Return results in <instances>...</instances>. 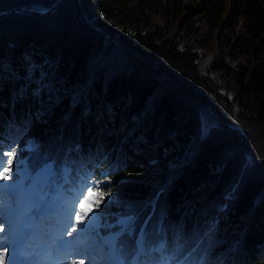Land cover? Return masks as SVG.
Listing matches in <instances>:
<instances>
[{"label":"trees","instance_id":"trees-1","mask_svg":"<svg viewBox=\"0 0 264 264\" xmlns=\"http://www.w3.org/2000/svg\"><path fill=\"white\" fill-rule=\"evenodd\" d=\"M11 152L19 226L55 197L72 257L91 189L123 264H264V0H0Z\"/></svg>","mask_w":264,"mask_h":264},{"label":"rangeland","instance_id":"rangeland-1","mask_svg":"<svg viewBox=\"0 0 264 264\" xmlns=\"http://www.w3.org/2000/svg\"><path fill=\"white\" fill-rule=\"evenodd\" d=\"M195 24L196 28L201 32L203 28H205V24L202 21L196 20ZM198 52L201 55L205 54V50L202 49H198ZM31 149H33V147H31ZM22 157V155L15 153L14 158H9V160L11 159L12 161L11 165H8V168L10 167L9 179L0 181V227L3 228V231H0V251H6L7 253L3 264H15L16 260L23 262V264H81V261L83 264H122L120 258L116 257L113 252H109L105 248L106 241H110L111 244L115 242L116 238H105L96 233V229L106 226L109 229L111 227L110 224L104 226L100 223L103 220L101 207L95 208L83 224H79L75 219H71V223L74 225L73 228H75L76 231H72V228L68 231V234L71 233V237L74 239L73 241L80 246V248L77 246L73 248L72 251L74 253L76 252V256L74 257L71 256V251L69 252L64 247L61 252L58 251L59 246L63 245L62 242H64V237L67 235L66 232L56 237L51 234L49 227L41 226L36 220H33L30 228L23 232L22 238L19 236L16 239H14V237L10 238L11 233L13 234L11 223L16 218V207L19 202L13 199L14 197L8 193V189L10 185L15 182L11 179L19 168H21L22 172L28 173V159L27 157ZM172 164L178 166L177 164L179 163L170 161L168 165L172 166ZM47 170L48 169H45L46 172ZM26 180L27 178L22 179L16 189H14L15 193L21 195ZM34 181L36 184L39 181L38 177H36ZM31 191H33V188ZM30 194H32V192ZM28 197L34 201L38 200L33 196ZM58 207L59 201L56 198H53L50 203L40 202L38 215L48 219L46 221H49L53 213L52 211L57 210ZM67 215L70 217L69 213ZM27 236L31 238L29 245L25 248H21ZM38 240H41V242H38ZM96 251H98L101 256H94L93 252ZM136 262L138 264V261Z\"/></svg>","mask_w":264,"mask_h":264},{"label":"snow or ice","instance_id":"snow-or-ice-1","mask_svg":"<svg viewBox=\"0 0 264 264\" xmlns=\"http://www.w3.org/2000/svg\"><path fill=\"white\" fill-rule=\"evenodd\" d=\"M11 158L15 157V152L9 153ZM9 166L11 165V159L9 160ZM10 176V167L0 170V181L9 179ZM103 200L102 193H95L91 189L88 190L87 195L79 202V211L75 213V220L79 224H83L85 220L88 219L91 212L99 207L100 202ZM0 231H3V228L0 227ZM72 231H76L75 228ZM71 233H69L70 235ZM6 251H0V264H3L6 258ZM81 264L83 262L81 261Z\"/></svg>","mask_w":264,"mask_h":264},{"label":"water","instance_id":"water-1","mask_svg":"<svg viewBox=\"0 0 264 264\" xmlns=\"http://www.w3.org/2000/svg\"><path fill=\"white\" fill-rule=\"evenodd\" d=\"M57 7H58V6H54L50 11H54ZM47 12H49V11H42L41 14H45V13H47ZM30 13H32V11H30ZM241 135H242V137L244 138V134L241 133Z\"/></svg>","mask_w":264,"mask_h":264}]
</instances>
